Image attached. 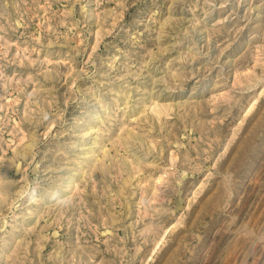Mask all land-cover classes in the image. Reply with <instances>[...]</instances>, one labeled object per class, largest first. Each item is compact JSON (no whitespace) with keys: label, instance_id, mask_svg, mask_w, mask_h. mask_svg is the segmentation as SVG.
Returning a JSON list of instances; mask_svg holds the SVG:
<instances>
[{"label":"rangeland","instance_id":"374dc122","mask_svg":"<svg viewBox=\"0 0 264 264\" xmlns=\"http://www.w3.org/2000/svg\"><path fill=\"white\" fill-rule=\"evenodd\" d=\"M0 264H264V0H0Z\"/></svg>","mask_w":264,"mask_h":264},{"label":"bare ground","instance_id":"6f19581e","mask_svg":"<svg viewBox=\"0 0 264 264\" xmlns=\"http://www.w3.org/2000/svg\"><path fill=\"white\" fill-rule=\"evenodd\" d=\"M159 108V107H158ZM159 110V109H158ZM159 113H160V111H159Z\"/></svg>","mask_w":264,"mask_h":264}]
</instances>
